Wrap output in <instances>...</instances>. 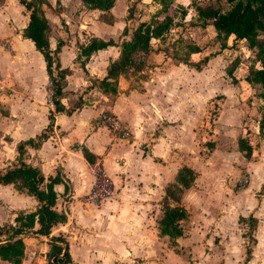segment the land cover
<instances>
[{"label": "crops", "instance_id": "1", "mask_svg": "<svg viewBox=\"0 0 264 264\" xmlns=\"http://www.w3.org/2000/svg\"><path fill=\"white\" fill-rule=\"evenodd\" d=\"M42 1L48 47L57 51L60 68L68 69L60 101L69 105L81 95L82 102L69 112L55 113L50 131L40 144L24 149L22 160L26 164L36 167L44 178L56 174L60 177L61 181L53 184V209L64 214L65 221L53 224L48 236L31 232L37 223L17 236L23 242L19 264H46L49 238L57 235L66 241L69 264H117L116 259H134L140 261L138 264H223L225 259H241L245 237L237 221L248 215L256 219V226L245 264H264V193L261 207L247 211L244 208L248 202L253 204L247 168H253L258 176L255 191L264 179V144L260 137V162L254 159L258 122L249 123L242 108V100L252 86L242 80L214 89L216 79L209 76V65L219 54H206L194 43L197 51H188L187 58L197 61L207 56L201 68L174 61L173 56L179 55L167 51L162 44L166 35H175L179 27V23L175 26L172 22L161 37L149 40L150 50L143 56L142 66L119 74L114 93L102 92L96 81L118 58L121 42L130 38L133 25L126 15L134 0H113L108 11L110 21H104L99 10L88 8L80 0ZM174 2L183 6L181 1ZM27 14L17 0H0V49L6 53L2 61L7 73V83L0 87L6 110L0 117V169L16 162L15 145L19 141L33 138L47 128L48 111L53 109L42 56L22 35ZM183 35L179 32L175 36L181 39ZM92 38L112 44L87 57L80 55V46ZM227 40L225 46L229 44ZM213 92L220 96L215 101L217 115L207 124L206 109ZM260 103L256 101L257 107ZM248 108L251 109L247 106L246 112ZM102 113L115 115L128 130V137L114 139L98 122ZM209 127L213 133L203 135L204 128ZM261 132L264 134V126ZM238 137L247 138L252 147L250 158L237 150ZM203 143L211 144L205 160ZM83 149L92 155V162L84 159ZM5 150L9 158L3 161ZM216 161L224 167H218ZM95 164L106 172L113 193L96 205L85 204L83 198L93 183ZM182 166L193 171L194 180L182 190L180 199L188 221L182 235L171 244L167 236L159 234V201ZM217 170L228 171L233 179L241 171L248 173L244 188L237 194L238 198L245 197L242 206L232 202L226 208L210 211L204 205L203 199L212 195L209 187L217 183L215 180L212 184L209 176L214 179ZM4 187L11 191L0 197V227L15 226L14 218L34 211L38 203L24 189L0 185ZM191 199L196 201V207L190 204ZM194 218L199 219L198 226L191 225ZM2 238L0 243L4 242ZM231 245L238 252H229ZM0 264L11 263L0 259Z\"/></svg>", "mask_w": 264, "mask_h": 264}, {"label": "trees", "instance_id": "2", "mask_svg": "<svg viewBox=\"0 0 264 264\" xmlns=\"http://www.w3.org/2000/svg\"><path fill=\"white\" fill-rule=\"evenodd\" d=\"M28 12L27 23L23 29V37L29 39L35 50L40 53L45 65V72L51 83V102L53 109L48 111V126L40 134L24 141H19L15 145L16 158L15 163L0 169V185L13 184L16 190L24 189L27 194L32 195L38 205L32 212L20 213L14 218L15 226L0 227V237L4 242L0 243V259L6 260L11 264H19L23 254V242L17 237L23 234L24 230L31 229L34 223L37 228L32 233L48 236L53 224L64 222L65 216L53 209L55 202V192L53 184L61 181L56 174L44 178L40 171L22 160L26 146L36 147L46 137L53 124L54 114L57 112H69L82 102L81 95L66 105L61 103L62 88L64 86V77L68 74V69L60 68L56 50L48 47L46 32L48 29L46 19L42 13L40 5L42 0H17ZM82 4L91 9H97L101 12L100 18L104 21H110L109 9L112 7L113 0H80ZM218 0L214 1L215 3ZM231 3L226 10H221L218 5L200 4L194 6L198 22L196 25L204 27L210 24L215 32L216 38H221L224 43L221 48L225 47V41L232 37L233 40L244 41L250 50H255L254 56L258 67L250 66L244 76V81L249 84L260 86L259 98L261 99L260 115L258 119L259 133L262 134L264 144V134L261 129L264 126V38L259 39V33L264 35V0H225ZM164 11V8L162 7ZM127 18L131 24V35L126 41L121 42L119 56L116 60L110 62L106 68V74L100 80H97V86L102 92L114 93V83L116 77L125 72L128 68L138 69L142 66L143 56L150 50L149 40L159 38L168 31L172 24V19L165 14L160 19L151 15L148 21L140 20L141 13L136 9L133 1L127 10ZM135 22V24L133 23ZM125 32V30L123 31ZM112 44L111 41H101L95 38L89 40L86 45L80 46L79 54L87 57L91 52L104 48ZM197 48L192 46L189 52H196ZM176 62H182L189 67L199 69L206 60L207 56L197 61L190 60L186 57L173 56ZM228 75L237 66V61L230 63ZM211 146V144H210ZM237 150L244 158H250L252 147L247 138L238 137L236 139ZM84 159L92 162V155L85 149L82 150ZM264 157V154H263ZM194 180L193 171L186 167H180L175 175L174 182L169 183L164 188V195L161 200V216L157 221L160 236H167L170 242L174 238L182 235L181 222L186 220L187 213L179 204L182 190L191 186ZM171 200L172 204L169 203ZM176 203V204H175ZM244 217H239L238 221H243ZM250 221L249 232L251 242L245 245V258L243 264L249 258L250 245L254 242L253 231L256 226V219L248 215ZM49 248L46 252V264H69L70 258L66 249V241L60 235L49 238ZM51 259H55L51 261Z\"/></svg>", "mask_w": 264, "mask_h": 264}, {"label": "rangeland", "instance_id": "3", "mask_svg": "<svg viewBox=\"0 0 264 264\" xmlns=\"http://www.w3.org/2000/svg\"><path fill=\"white\" fill-rule=\"evenodd\" d=\"M131 1V0H129ZM136 9L139 10L141 13L140 18L144 19V21H147L150 19L152 13H154V16H157V18H161L163 15L167 14L170 16L172 19V22L176 25L179 23V27L176 26L175 32H173L175 35H178L179 32L184 33L183 38H178L175 35H166V38L162 42L163 46L167 48V51H175L176 54L179 55V57H186L188 55L189 48L192 47V43L197 44L198 47H200V51L206 53V54H211V53H218V58H216L210 67V74L209 76H212V79L215 77L216 83L213 84L214 89L218 91L219 86L222 84H230V81L235 82V81H242L244 80V76L247 73V70L250 66L258 67V63L255 60V50H250L247 48L246 43L244 41H233L231 39L227 40L229 43L228 46H225L224 48H221L220 45L224 43V40L221 38H216L215 37V32L213 31V28L209 25L206 27H194L196 23L198 22L197 16L194 10V6L197 3L200 4H211L213 3L214 5H218L221 10H226L230 7L231 3L226 2L225 0H218L216 3L214 1L216 0H177L181 1L182 5L178 4V2H174V0H134ZM152 6L149 8V6ZM161 6V8H160ZM162 7L164 8V11L162 10ZM185 7V8H184ZM183 14V15H182ZM181 19H185L182 21ZM135 24V22H133ZM173 23L171 25H173ZM259 39L264 38V35L262 33H259L258 35ZM168 39V40H167ZM3 56H6L5 50L0 49V87L5 85L7 83V73L4 67V62L2 61ZM196 57V56H193ZM232 61H237L238 64L236 68L231 72V75H228V70L230 69V63ZM234 73V75H232ZM237 77V79L235 78ZM252 86V90L248 92V96L245 98V100H242V108L244 109V114L245 117L249 118V123L255 124L258 122L259 115H260V101L261 99L259 98V93H260V86L256 84H249ZM225 87H222L221 89L224 90ZM213 90V91H216ZM215 95L212 96L208 100V106L206 109V122L209 124V122L212 119H215L217 115V107L218 104L215 102L220 98L219 94H216V92H213ZM6 94V93H5ZM1 95V94H0ZM260 99V100H259ZM4 100V104H3ZM256 101H259V106L257 107ZM247 102V103H246ZM250 102L252 104H250ZM5 97L0 96V117L3 116L6 112L5 110ZM249 106L251 107L247 109L246 112V107ZM253 109V111H252ZM5 122V120L3 121ZM211 126V124H210ZM5 129V127H3ZM204 134L206 136L207 134H212V127L210 128H204ZM258 138L256 137V141L260 138L262 140V134L258 133L257 134ZM201 137V136H200ZM260 137V138H259ZM204 143H209V141H205ZM203 143V153L205 154V157L203 160L206 159V156L210 153V144H204ZM255 145L253 146L254 149V159L256 161H259V158H261V151H260V143L257 141L254 143ZM263 145V144H262ZM264 148V145H263ZM5 158L3 161L7 160L9 158L8 156V150H5V154H3ZM234 160L233 162H235ZM205 162V161H204ZM217 166L224 167L222 163H218ZM260 162V161H259ZM258 165V164H257ZM228 166V164L226 165ZM229 167V166H228ZM258 167V166H257ZM258 168H256L257 170ZM254 169L247 168V171L249 172V182H248V189L250 190L249 197L250 201L252 199L253 204H248L246 203L244 206L245 210L247 209H257V207H261V200L260 197L264 193V179L263 183H261L258 186V190L255 191L254 185L256 184V180L258 179V176H256V173L253 171ZM248 173L247 172H239V175L235 176V179L230 177L228 174V171H220L217 170L216 176L214 179H212V176H209L210 182L213 184L216 180V185L209 187V191L212 193L210 198H205L203 199L204 205H206L208 210L212 209H219L220 207L226 208V206L230 205V203L233 202L235 206H242L243 202L245 201V197L242 196L238 198L237 194L240 193V191L244 188L245 184L241 187L237 185L238 181L242 179H248ZM245 182V183H246ZM230 186V188H228ZM8 191L10 190L9 188H0V197L7 196ZM238 192V193H236ZM190 195V194H189ZM181 199V197H180ZM161 200L159 201V218L161 216ZM181 200H179V204L181 205ZM169 203L172 204L171 200H169ZM176 204V203H175ZM190 204L192 206L196 207V201L194 199L190 200ZM0 205H3V202L0 200ZM182 206V205H181ZM239 208V207H238ZM264 208V205L262 209ZM202 211V210H200ZM202 213V212H201ZM204 213V212H203ZM158 218V219H159ZM198 218H194L190 223L192 226H198ZM188 221V218L184 221L181 222V226L183 229V225L186 224ZM240 226V232H242V235L245 237L244 240V245H249L251 242V236L249 232V226H250V221L248 220V216L244 217L243 221H237ZM253 235V233H252ZM174 244V242H171V244ZM231 253L233 252H238V249L234 246H230V251ZM198 251H195L194 254H198ZM245 258V249L242 247L241 251V259H225V262L223 264H243ZM117 264H138L140 261H134V259H116Z\"/></svg>", "mask_w": 264, "mask_h": 264}, {"label": "built area", "instance_id": "4", "mask_svg": "<svg viewBox=\"0 0 264 264\" xmlns=\"http://www.w3.org/2000/svg\"><path fill=\"white\" fill-rule=\"evenodd\" d=\"M51 83L48 82V98L51 102ZM98 122L102 123L110 132L114 139H124L129 135L128 130L120 124L118 119L112 113H102L98 117ZM94 175L93 183L88 192L84 195L83 203L96 205L102 200L108 199L112 196L113 188L109 177L100 164H95L92 167ZM246 179L238 181L239 187L243 186Z\"/></svg>", "mask_w": 264, "mask_h": 264}, {"label": "water", "instance_id": "5", "mask_svg": "<svg viewBox=\"0 0 264 264\" xmlns=\"http://www.w3.org/2000/svg\"><path fill=\"white\" fill-rule=\"evenodd\" d=\"M152 7V6H149V8ZM84 105H86V102H84ZM55 259H52V261H54Z\"/></svg>", "mask_w": 264, "mask_h": 264}]
</instances>
